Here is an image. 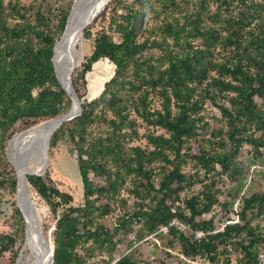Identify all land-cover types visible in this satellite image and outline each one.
<instances>
[{"label":"trees","instance_id":"1","mask_svg":"<svg viewBox=\"0 0 264 264\" xmlns=\"http://www.w3.org/2000/svg\"><path fill=\"white\" fill-rule=\"evenodd\" d=\"M111 2L106 25L84 33L93 38L91 54L73 69L82 111L50 140V148L73 146L83 202L74 204L48 172L27 173L57 216L52 264H92L97 255L110 264L122 242L133 247L152 234L185 259L264 264V193L222 201L217 176L218 167L231 180L244 174L246 144L264 156V0ZM71 9L54 22L41 6L0 0V216L1 189L17 191L9 141L72 106L54 65ZM102 58L114 74L88 98L87 74ZM208 105L219 109L222 124L209 128ZM234 202L237 217L229 215ZM216 206L225 209L223 219ZM18 209L20 238L0 233V256L11 251L16 259L24 243ZM141 256L139 247L113 264H142Z\"/></svg>","mask_w":264,"mask_h":264},{"label":"rangeland","instance_id":"2","mask_svg":"<svg viewBox=\"0 0 264 264\" xmlns=\"http://www.w3.org/2000/svg\"><path fill=\"white\" fill-rule=\"evenodd\" d=\"M111 1L114 0H110L106 7L101 10V12L95 17L92 22H88L89 25L84 28V33L88 30H91L92 36H94L98 29H100L103 25H106L109 19V13L112 9V6L114 5ZM21 2L25 5L35 4L36 6H41V8L45 12L52 11L54 17L53 21L57 22L61 13L60 10H65V8H67L69 5L73 6L76 0H21ZM123 5L124 4H122V6H120L121 8H119L118 10L120 13L125 11L126 9L123 8ZM108 6L109 8H107ZM116 37L118 36L116 35ZM83 43V58L74 65V68L80 67L81 63L84 61V58L90 55L92 52L93 38L86 39L84 36ZM114 70L115 65L110 60H108V58H102L97 61L93 65L92 70L87 74L88 84L86 97L93 98L99 95L104 87L105 82L108 81L114 74ZM72 74L73 71L71 73V78ZM205 112L207 119L210 122L209 128L222 124L221 114L218 108L213 105H208ZM21 126L22 122L19 124V127ZM21 130L23 131V129H20L15 133L18 134L19 131L21 132ZM6 151L7 160L16 172L15 165L9 158L8 146L6 148ZM239 161L241 166H243L244 174L238 180L229 179L224 173H221V168L218 167V171H220V174H217V176L219 177L218 186L221 189L220 198L222 201L226 199L236 201L239 193H264V156H254L251 146L246 144L241 150ZM186 170L189 172L193 170L192 163L186 167ZM46 172L49 173L50 177L53 179L57 186H59L63 190L69 191L73 195L74 204H80L83 202V184L77 160L75 158V151L72 145L66 143L65 141H59L58 144H56L52 148H49L48 165L46 171L41 175H45ZM30 188L33 191V194L37 197L41 210H43L41 217L43 233L46 237V240L51 246V244H53V231L57 216L53 213L48 203L35 191V189L31 185ZM198 188L199 184L195 186V189ZM1 193L3 194L4 201L2 205L3 212L0 216V233H11L18 235L19 237L21 232L20 228L23 227L24 222H22L17 214V210H19V206L17 204L18 193L17 191L15 193H12L8 189H1ZM237 209L238 205L236 204V202H234V204L231 205V211L229 215L237 217ZM60 211L61 209H59V212ZM214 211L218 214V216L222 217V219L225 217L224 215H226L225 209L221 206H216ZM115 218L116 215L112 214L106 217V221L108 223H111L115 220ZM134 237L135 235L132 234L129 237V240L134 239ZM128 243V240L121 243L118 252H116L113 257V261H111L110 264H113L117 257L121 256L123 253H128L131 250L137 249L139 247L141 248V252H143V256L141 257L145 260V262H143L142 264H211L200 259H185L176 248L167 247V245L164 244L162 240L158 239V236L156 234H152L145 240L135 243L133 247H129ZM19 245L20 242L17 243L16 247H18ZM21 250L19 251V256ZM19 256L14 259L12 252L8 251L3 256H0V264H16ZM93 259V262L96 264L106 263L101 260V257H99V255L95 256V258ZM232 264H234V262Z\"/></svg>","mask_w":264,"mask_h":264},{"label":"bare ground","instance_id":"3","mask_svg":"<svg viewBox=\"0 0 264 264\" xmlns=\"http://www.w3.org/2000/svg\"><path fill=\"white\" fill-rule=\"evenodd\" d=\"M110 0H76L71 11L65 33L57 42L55 62L60 79L70 87L71 68L84 55V28L93 21ZM90 22V23H91ZM74 101L73 110H78ZM60 124L55 117L23 130L13 136L8 145L11 162L19 174V192L17 204L25 219V238L16 264H49L51 246L46 240L42 226V211L37 197L33 194L27 180V173L46 171L45 146Z\"/></svg>","mask_w":264,"mask_h":264},{"label":"water","instance_id":"4","mask_svg":"<svg viewBox=\"0 0 264 264\" xmlns=\"http://www.w3.org/2000/svg\"><path fill=\"white\" fill-rule=\"evenodd\" d=\"M74 6V5H73ZM73 6H72V9H73ZM106 7V6H105ZM72 9H71V11H72ZM71 11H70V14H71ZM69 17H70V15H69ZM68 21H69V18H68ZM68 21H67V23H68ZM66 27H67V25H66ZM65 30H66V28H65ZM64 33H65V31H64ZM63 33V34H64ZM63 34H62V36H63ZM61 36V37H62ZM60 37V38H61ZM58 42V41H57ZM56 46H57V43L55 44V47H54V65H55V70H56V75H57V77H58V79L60 80V82L62 83V86L66 89V91L68 92V94L70 95V97H71V99H72V106H71V108H70V110L69 111H67L66 113H64V114H62V115H60L59 116V118H60V124H59V126H58V128L65 122V121H68V120H70V119H72V118H74L75 116H77L78 114H80L81 113V111H82V100L80 99V97H79V95L77 94V92H76V90H75V88H74V86H73V84H72V78H71V73H72V71H73V69H74V66L71 68V71H70V76H69V78H70V87H71V89H69V87H67L64 83H63V81L60 79V76H59V74H58V71H57V66H56V62H55V50H56ZM74 101H77L78 102V110H76V111H74L72 108H73V103H74ZM57 128V129H58ZM56 129V130H57ZM54 134V133H53ZM53 136V135H52ZM52 136L50 137V139L47 141V143H46V146H45V150H44V152H45V155H44V157H45V160L47 161L48 159H49V148H50V140H51V138H52ZM16 173H17V193L19 192V184H20V180H19V174H18V171H17V169H16ZM32 173H35V174H42V173H37V172H32ZM44 173V172H43ZM51 261H50V263L49 264H52L53 263V261H54V244H51Z\"/></svg>","mask_w":264,"mask_h":264},{"label":"built area","instance_id":"5","mask_svg":"<svg viewBox=\"0 0 264 264\" xmlns=\"http://www.w3.org/2000/svg\"><path fill=\"white\" fill-rule=\"evenodd\" d=\"M92 264H96V263L93 262Z\"/></svg>","mask_w":264,"mask_h":264}]
</instances>
